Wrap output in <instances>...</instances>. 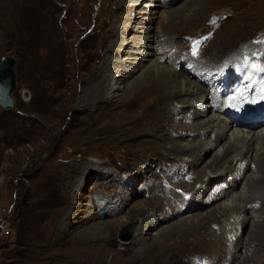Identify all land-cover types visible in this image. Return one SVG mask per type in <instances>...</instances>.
Returning a JSON list of instances; mask_svg holds the SVG:
<instances>
[{
    "label": "rangeland",
    "instance_id": "374dc122",
    "mask_svg": "<svg viewBox=\"0 0 264 264\" xmlns=\"http://www.w3.org/2000/svg\"><path fill=\"white\" fill-rule=\"evenodd\" d=\"M131 2L133 0H0V60L4 56L14 60L15 80L11 92L13 107L0 105V264H110L113 261L114 264H216L219 257V261L223 259V251L231 249V241L234 243L239 238V242H244L251 235L252 220L242 228L233 221L235 212L222 209L224 198L212 201L213 194L228 186L234 170L225 172L230 178L221 181V187L215 181H204L210 170L205 165L211 163L218 147L228 143L231 130L215 149L199 156L195 182L202 177L204 180L195 183V191L189 188L191 185L176 183V187H185L191 191L190 195L193 193L188 205L195 206L174 215L181 205L167 204L158 196L161 193L152 195L148 186L155 178L165 175V169L171 173L179 165L187 171L184 162L188 163L194 155L174 153L172 146L176 141L186 144L204 139L198 133L182 130V126L196 122L192 113L198 111V107L180 108L182 100L162 101L148 115H139V108L133 115L135 108L125 107L128 99L125 86L138 76L145 85L142 73L153 65L154 55L148 54L149 60L143 61L126 82L121 79L137 61L134 57L141 56L134 51L156 52L159 44L171 50L176 49L174 44L183 43L177 49L185 52L182 54H186L185 57L195 59L186 51L190 46L196 48L194 43L200 40L202 47L196 62L203 57V61L213 65L219 57L237 55L261 41L264 44V16L258 12L264 11V0H172L171 5L162 8L156 6L155 0H137L136 11H130ZM187 2L189 10L184 13L190 15L186 18L191 20L170 24L169 11ZM148 3L151 5L147 6ZM154 11L149 24L145 17ZM195 13L200 15L196 20L191 18ZM244 15L260 18L251 22L244 20ZM126 18L130 25L128 32L122 30V25L128 22ZM243 22L256 23V27L239 39V26ZM149 25L156 42H151L147 49H136L133 40L146 35ZM229 32L238 36L231 49L225 48L223 43ZM124 37L129 42L120 45L119 39ZM161 51L156 56L160 57ZM159 65H167V62ZM168 65L177 72H191L184 68L185 61ZM204 66L201 64L199 70L208 69ZM194 73L196 78L198 71ZM208 83L211 85V80L204 79L203 84ZM211 89L214 92L217 87ZM96 91L103 99L95 98ZM160 100L161 97L154 99L153 104ZM202 105L203 108L206 104L202 102ZM213 114L218 113L208 109L202 118ZM263 127L264 124L251 130L236 128L254 132ZM210 135L207 133L206 137ZM172 166L174 169L169 170ZM231 167L235 168L236 164L231 163ZM191 175L190 172L183 177L173 176L169 181L189 177L183 179L188 181ZM169 181H162L161 189L173 188ZM204 182L211 184L198 188L206 185ZM241 183L242 180L239 186H243ZM119 195L125 204L113 212L118 205L106 203L103 198H113L110 200L114 202ZM72 206L77 208L72 211ZM251 213L250 210L247 215ZM73 214L76 219L71 218V223ZM162 216L168 219L159 228L146 230L143 226L150 219L161 221ZM182 220L184 223L180 224ZM191 221L198 226L195 236H191ZM108 224L117 229L94 237L93 229L106 228ZM83 229L92 234V243L81 240ZM130 230L132 235L128 238ZM140 233L143 239L132 241ZM214 233L221 237L222 243L209 240L215 237ZM106 235L110 237L108 241L104 239ZM87 248L96 253L89 255L85 252ZM102 249L108 252L97 260ZM258 255L264 259V249ZM239 260L230 264H238ZM255 261L251 263L259 264Z\"/></svg>",
    "mask_w": 264,
    "mask_h": 264
},
{
    "label": "bare ground",
    "instance_id": "6f19581e",
    "mask_svg": "<svg viewBox=\"0 0 264 264\" xmlns=\"http://www.w3.org/2000/svg\"><path fill=\"white\" fill-rule=\"evenodd\" d=\"M122 1L123 0H120V2H122ZM136 1L137 0H133V2H131L133 4L131 5L132 9H130V11H132V10L136 11V8L138 6ZM155 1L157 2L156 6H159L161 8L166 7L165 5H171V3H172V0H169V1L168 0H155ZM189 1L191 2V0H189ZM187 4H188V2L184 3V6H182V7L175 8L173 11H169L170 13H173V14L169 13L170 16L166 15L165 19L167 20V16H168V18L171 21L170 24L178 23V22L182 23L183 21L190 19V18H186V17H190V15L186 16L184 13V11L189 10ZM149 5H151V4L148 3L147 6H149ZM142 9H144V8H142ZM142 12H144V11H142ZM258 12H262L260 15L264 16V11L258 10ZM138 13H141L140 10L138 11ZM153 13H155V11L152 13H149L148 17H145V18L149 19L148 20L149 24L152 23V20L154 18ZM197 16L200 17V15L195 13L191 18L194 17L193 19L196 20ZM259 18H260V16L254 17L251 15H244V17H243L244 20L251 21V22L258 21ZM125 20L128 21L127 18ZM255 24L256 23H252V24L248 25L246 23H244V24L240 23L239 27L241 30L239 29L240 30L239 31L240 32L239 39L242 38L243 36H246L250 32L252 27H256ZM122 28H123L122 30H125L126 32H128V30L130 28L129 21L124 23V26L122 25ZM149 30H151L150 25L148 26L147 31H145L147 33L146 35H144L143 37L135 38L133 40V43H134V46L136 47V49H140L141 47H143V49H147L148 47H151V42H153V43L156 42V37H153V36H155V34L154 35L150 34L151 31H149ZM140 38L141 39L145 38V40L142 41V40H140ZM236 38H238V36L235 37V34L231 35L229 32V35H226V37H224V39H225V41H223L224 47L225 48L227 47V49L233 48L235 46V43L233 44V41ZM119 41H120V45H125L129 42L127 37L119 39ZM207 43L209 44V40ZM174 45H176V49H171V50H165L164 47L163 48L160 47V44H159L160 48L158 47V49H156V52L154 51V52L150 53V52H146L144 50L143 51H140V50L134 51L133 53L136 52L137 54H140L141 56L139 58L134 57L135 59H137V61L132 63L131 69L128 70V72H127L128 75L124 77L125 79L124 78L121 79L122 82L123 81L126 82L127 81L126 78L132 77L135 74V71L138 68H140V66L142 65L141 63L143 61L149 60V57H147L148 54L150 56L154 55L155 59L153 60V62H154L153 65L147 66L146 69L144 70V72L142 73V76H143L142 79L146 82L145 85H143L139 81L140 77L138 76L137 78L132 80L127 86H125L126 89H124V93H125V95L128 96V99L125 102V107L129 108L131 106V108H135V109H133V112H132L133 115H135V112H136V110H138V108L140 110V113H138L139 115L142 113L144 115H148L149 111L154 109V107L156 105L159 106L162 101L169 102V101H173V100H176V101L182 100V102H181L182 104L180 103V108L187 106V105H189L191 107H194V106L198 107V111L192 113V117L196 118L195 119L196 122H194L190 125L182 126V130L198 133V135L202 138L204 137V139L201 141L198 140L197 143H193V140L187 141L188 143H186V144H181L180 142L176 141L173 143V146H172V151L174 153H177L180 155H187V156L194 155V157L192 159H190L188 161V163L184 162V164H187V166H188V167L186 166L187 171L185 170L186 172H184V170H183L184 166H179V165L175 169H174V166H172V168L169 169V170L174 169L171 173H168L167 170L165 169L164 170L165 175L160 176L159 178L158 177L155 178L156 180H160L162 178L163 179L160 180L159 182H157L156 180L153 182L150 181L151 183L148 186V190H149V192H153V193H151L152 195L153 194L157 195L158 193H161L158 196L165 199L164 201L167 204H174L175 206L176 205L178 206V204H180L181 207L182 206L184 207L182 210L180 207L181 211L178 210L176 212V214H174V215H180V214H183L185 212L190 211V209H192L193 206H195L194 204L191 206L188 205L189 199H191L193 197L192 196L193 193L190 195L189 193L191 191H188L187 188H185V187H182V188L176 187L175 186L176 183H178L179 185H182V186L183 185H191L189 188H192L195 191V189H197L195 187V183L204 180L203 179L204 177H202V178H200V180L195 182V179L197 176L196 173L198 172V170L195 169V167L200 162L199 156L203 152L205 154V153L213 150V148L215 149L219 145L220 140L222 138H224V136H226V134L231 130V132L228 135V143L226 142L227 144H223L220 149L218 147L216 149V152H215L213 158H212L211 163H209L208 165H205L206 167H210L209 168L210 170L206 174L207 179H205L204 181H209L211 183H213L215 181V183H219V186H220V183H222L221 181L225 180L226 178H230V177H226L227 175H225V172L226 171L229 172L228 169H230V171L234 170V173H232V178H230L231 180L228 181V186L226 188H224V190H222L221 192H216L215 194H213L212 195V201L224 198L225 200L222 204V209L226 210V211L227 210L233 211V213L235 212V219H233V221L235 220V224L236 225H238V224L242 225V228H243L244 226H246L248 224V222L250 220H252V223H251L252 227L250 226L251 228L249 231L251 233V235L249 234L250 236L244 242L243 241L239 242L238 241L239 238H236L235 242L232 243V241H231L232 239L231 238H230L231 240L229 239L231 241L230 244L232 245V247H230L231 249H228V248L225 249L223 251V252H225L222 256L223 259L221 261H219V259L221 257L218 256L219 259L217 260L216 264H230V262L237 261L238 259H240L238 261V264H252L251 261H253L254 259L256 260L255 262H259V264H264V259L259 257V255H258L259 251L264 249V127L259 128L261 130L258 129L257 131H254V132H250L249 130H247V129H250V130L255 129L258 126H260L261 124H264V100L261 102V106H262L261 117L262 118L258 122L250 124L249 127H244L247 129L239 130L236 127H243L242 123L240 121L229 120V119H225V118L223 119L222 116H220L221 113L223 114L226 112V108H223L222 105L233 102V97L225 98L216 107V109H214L213 103H212L213 100L211 99V95L214 92H212L211 88L217 87V85L215 83H213V80L215 79V82L219 81V77H217L216 73H218L220 71V69H222L221 66L222 67L224 66L223 70H226L225 72H228V74L231 77L234 76L235 66L243 65V52L241 53V55H234V56L228 55L227 58L219 57L215 61V63L217 64V66H216V65H213L212 63H210L208 61L207 62L203 61L204 60L203 57L200 60H198V62H196L198 55H199V52H200L199 50L202 47V43L200 42V40H196L194 43V45L196 46L195 53L193 52L194 48L191 49V46L189 47L188 51H186V53L187 52L192 53L193 56H195V59H192L191 56L185 57L184 55H186V54L182 55L185 52H182L181 50L177 49L178 46L179 47L183 46V43L174 44ZM251 46H253L254 48L258 47L259 50H261L260 47L263 46V43L251 44ZM224 47H223V49H225ZM238 48H239V46H238ZM160 51L162 53L161 56L160 57L156 56V54ZM242 51H243V49H242ZM244 53L249 54L246 51H244ZM181 61H185L186 64H189V65L191 63H194L193 64V71H196L197 69H199L201 64H203V66L207 64V66H204V67H208V69L203 68L202 71L199 73V75H197V77L195 78V73L193 71L187 72V70L186 71L180 70L179 72H177L176 69H172V67H169V65H168L170 63L178 65ZM160 62H167V65H159ZM128 68H130V67H128ZM184 68L187 69V66ZM117 71H119L118 68L116 69V72ZM223 74H224V72L220 76V81H219L220 85L225 84ZM204 79L211 80V85H209V83H208V85L203 84ZM192 83H194L193 87H192ZM227 93L232 94V95H234L236 93V89L233 87V85L228 84ZM94 94H95L96 99H103V97H101L97 91ZM159 97H161V100L158 102L155 101V103L153 104L154 99H157ZM203 99H204V101H202ZM140 100H142V103L139 102ZM207 100H210V101H207ZM188 101H190V103ZM201 101L204 104H206L205 107H203V108H202L203 105H202ZM144 104H146V105H144ZM207 106H209V107H207ZM208 109H213V110L217 111L218 114L217 115L213 114V115L209 116L207 119L206 118L203 119L202 117L205 115V111ZM145 121H146V119H145ZM184 124H187V123H184ZM228 126H230V127H228ZM240 131H242V132L240 133ZM207 133H208V135L211 134L209 138L206 137ZM175 135H177L176 137L178 138V134L175 133ZM231 163L236 164V167L232 168ZM251 164H253L254 167H252ZM219 168H221V169H219ZM216 169H218L219 171H217ZM195 170H196V172H195ZM202 170H204V168ZM190 172L192 175L190 177V180H188V181L183 180V179H189V177H184L182 180H178V181H171V182L169 181V179L173 178V176H182L183 177L185 175L187 176V174ZM241 180H242L241 184H243V186L241 185L242 187L239 186V181H241ZM145 181H147V180H145ZM162 181H169V183H170V184L168 183L169 186L172 185L173 188H171V187L167 188L164 186V189H161V185H162L161 182ZM188 182H191V184H189ZM209 182L208 183L204 182V183H206V185H204V186L202 185L199 187L197 186V187L198 188H202V187L206 188L208 186V184L209 185L211 184ZM237 186H239L241 188H239ZM155 187H159V189L156 190ZM177 191H179L181 194ZM166 194H170L173 197V200L171 199L172 197L171 198H167V196L165 197ZM119 197H120V195H119ZM110 199H104L103 198V200H105L104 202H106V203H109L111 205L112 204L118 205L113 210V212L117 211L118 209H121V206H123L125 204L121 197L119 199L115 198L117 200L114 202L111 201L113 198L111 200ZM118 200H119V202H118ZM176 200H178L179 202L178 201L176 202ZM160 201H162V200L160 199ZM104 202L101 201V202H98V204H102ZM254 202H259V204H257V205L252 204ZM97 206H99V205H97ZM76 208H77V206H72L71 210L74 211ZM99 210H100V208H99ZM250 210L254 214L251 213L250 215H247V213ZM141 214H144L143 211H141ZM220 216L222 217L221 214L219 215V217ZM219 217L216 220H218ZM71 218L76 219V215L73 214L70 217V221L72 223ZM162 218H163V216H162ZM172 218H174V217H172ZM167 219L168 218L165 217L161 221H156V222L154 219L153 220L150 219V221L147 220L146 223L143 224V226L146 227V230H153L155 227L160 226L161 223L165 222ZM150 223H151V225L149 226L148 224H150ZM183 223L184 222L182 220L180 224H183ZM92 226L93 225H91V227ZM190 226L192 229V231L190 230L192 232L191 233V236H192L196 233L198 226L196 227V224L194 223V221L190 222ZM104 228H105L104 226H101V227L95 229V231L93 229L91 232H93V234L95 233L94 237H100L101 234L104 233V231L115 230L116 226L108 224L107 227L105 228V230H103ZM242 228H241V230H242ZM162 230L163 229H161V231ZM213 230L215 231V229H213ZM235 230H236V232H238L237 226L235 227ZM161 231L159 233L160 237H161V234L163 235V233H162L163 231L162 232ZM207 231L209 232L210 230L208 229ZM86 232H87L86 229L82 230L81 240L83 242L88 243V244L92 243V241H94L91 239L92 234H88ZM167 232H169V231H167ZM236 232H234V234H236ZM240 232H243V231H240ZM144 234H146V235L151 234V232H144ZM234 234H232V236ZM103 235H105V234H103ZM140 235H141V233H140ZM140 235L138 237L135 236L132 239V241L143 239V236L142 235L140 236ZM207 236H209V235H207ZM214 236H215L214 238H211L209 240H211L214 243H215V241L218 240L222 243L223 240L221 241V237L217 236V234L215 235V233H214ZM210 237L211 236H209V238ZM238 237H239V235H238ZM109 238L106 235V237L104 239L106 241H108ZM232 238H234V237H232ZM256 241H257V243H256ZM155 243L156 242L154 241L152 244L154 245ZM204 244H208V243H204ZM231 245H228V246H231ZM197 248H198V246H197ZM193 249H191V250H193ZM85 252H87L89 255H93L96 253V252L95 253L92 252L91 249L88 250V248H87V250H85ZM107 252H108V249L100 250V252L98 253V257H96L97 260L99 257L102 259L104 257V255L106 256L105 253H107ZM114 263H115V261L110 262V264H114Z\"/></svg>",
    "mask_w": 264,
    "mask_h": 264
},
{
    "label": "water",
    "instance_id": "95a60500",
    "mask_svg": "<svg viewBox=\"0 0 264 264\" xmlns=\"http://www.w3.org/2000/svg\"><path fill=\"white\" fill-rule=\"evenodd\" d=\"M14 60L9 56H4L0 60V104L3 108H12L14 101L11 92L15 88ZM132 230L128 233V238L132 235Z\"/></svg>",
    "mask_w": 264,
    "mask_h": 264
},
{
    "label": "snow or ice",
    "instance_id": "6c2138e0",
    "mask_svg": "<svg viewBox=\"0 0 264 264\" xmlns=\"http://www.w3.org/2000/svg\"><path fill=\"white\" fill-rule=\"evenodd\" d=\"M193 52L195 53V48L193 49Z\"/></svg>",
    "mask_w": 264,
    "mask_h": 264
}]
</instances>
